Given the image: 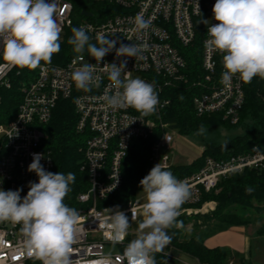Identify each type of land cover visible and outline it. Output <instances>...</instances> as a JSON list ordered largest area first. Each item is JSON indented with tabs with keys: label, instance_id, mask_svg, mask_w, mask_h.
Segmentation results:
<instances>
[{
	"label": "built area",
	"instance_id": "built-area-1",
	"mask_svg": "<svg viewBox=\"0 0 264 264\" xmlns=\"http://www.w3.org/2000/svg\"><path fill=\"white\" fill-rule=\"evenodd\" d=\"M111 1L122 10L98 21L91 20L93 15H84L86 19H80L77 27H84L93 41L99 34L117 41L115 48L99 63L86 52L73 54L63 64L51 59L50 63L41 61L35 69H26L27 79L21 85V102L15 114L7 122L0 123V188H20L23 197L29 190V182H38L36 174L28 171L34 153L43 154L41 164L46 171L53 172L52 159L44 147L47 138L44 127L51 120L60 100L73 101L78 115L76 129L84 136L80 169L88 177L87 189L77 195L79 207L76 209L80 212V223L72 245L73 264H105L106 261L109 264H127L123 251L130 242V231L123 242L114 244L109 227L111 207L99 204L121 187L122 163L132 139L149 138L157 127L163 129V133L153 142L150 160L154 166L160 163L162 168L171 170L170 145L174 129L161 117V110L171 104L165 89L187 80V60L182 51L194 43L199 32L203 33V77L194 83L204 89L193 97L196 114L221 113L224 119L237 124L245 102L243 82L233 77L231 83L225 86L221 82L224 71L222 54L205 47L209 38L207 29L217 23L212 12L215 0ZM72 12L70 0H58L57 22L62 29L60 40L65 29L73 24ZM138 14L150 21L147 30H133L134 18ZM204 19L209 21L208 25L202 22ZM121 43L142 45V51L137 57H117L116 48ZM125 60L124 71L130 72L132 78L139 77L155 85L160 103L154 115L141 118L140 113L132 108L113 109L103 100L110 83L103 66L110 63L119 65ZM84 64H95V74L102 77L99 88L90 92L77 89L71 78L73 71ZM21 71V68L7 65L1 56L0 102L2 89L11 88L12 77L15 72L19 75ZM123 76L122 73L121 78ZM246 167H264V151L255 146L253 153H239L219 160L206 157L199 171L178 179L189 187L186 203L189 207L198 204L203 189L209 192L217 188L222 177ZM143 204L134 198L120 211L132 221V212L137 218L138 213L143 211ZM205 206L202 205L199 210H207ZM189 207L184 209L187 213L192 211ZM20 227L8 221L0 222V264H26L37 259L27 254Z\"/></svg>",
	"mask_w": 264,
	"mask_h": 264
},
{
	"label": "clouds",
	"instance_id": "clouds-1",
	"mask_svg": "<svg viewBox=\"0 0 264 264\" xmlns=\"http://www.w3.org/2000/svg\"><path fill=\"white\" fill-rule=\"evenodd\" d=\"M57 8L58 0H0L3 45L0 56L7 65L35 69L41 61L50 63L53 55L59 53L62 29L57 22ZM212 12L217 23L208 27L205 47L222 54L221 82L227 86L233 77L244 83H251L257 76L264 79V0H215ZM202 22L209 24L206 19ZM134 26V31L147 30L150 21L138 14ZM67 43L76 53L87 50L99 63L115 48L117 41L99 34L93 42L84 27H74ZM142 47L121 43L116 48V56L137 57ZM126 64L125 60L119 65L103 66L110 81L103 100L113 109L132 108L141 118L154 115L160 103L155 85L139 77L132 78L130 72L124 71ZM95 73V64H84L73 71L71 78L77 89L90 92L102 82V77ZM205 132L206 128L201 125L197 134ZM42 158L43 154L34 153L28 165V171L36 174L38 182H29L25 196L21 197L20 188H0V222L21 226L27 254L41 264H73L72 245L79 230L80 212L64 200L76 177L72 172L46 171ZM139 183L145 193L143 220L137 238L124 248L123 257L127 264H157L154 254L162 252L172 239L167 230L182 226L177 218L189 197V187L160 163ZM252 191L250 187L246 189V192ZM109 210L112 241L114 244L123 242L130 227L129 217L119 206ZM131 219H136L135 212Z\"/></svg>",
	"mask_w": 264,
	"mask_h": 264
},
{
	"label": "trees",
	"instance_id": "trees-1",
	"mask_svg": "<svg viewBox=\"0 0 264 264\" xmlns=\"http://www.w3.org/2000/svg\"><path fill=\"white\" fill-rule=\"evenodd\" d=\"M73 6V24L65 29L63 39L60 40L61 49L54 54L52 60L65 63L73 54V46L68 44L72 36V28L78 26L79 16L83 11L91 12V20H104L120 12L122 9L111 0H70ZM203 33L199 32L194 43L182 51L187 60V80L167 87L165 93L171 99V104L161 110L163 121L170 123V128L177 129L179 133H198L200 126L214 129L219 126H241L247 120L259 124V130H250L244 135L227 138L223 142L209 140L200 158L189 164H173L171 172L177 179L193 175L199 171L205 158L211 156L215 159H225L239 153H253L255 146L264 151V79L254 77L251 83H244V107L237 124L226 123L221 113L199 116L193 106V97L204 88L194 82L203 77L201 70V39ZM95 42V41H93ZM85 50L83 53H86ZM1 59V56H0ZM23 68L18 75L15 72L11 88L2 89L0 102V123L7 122L16 112L22 98L21 85L27 79ZM31 70V69H30ZM28 71V70H26ZM17 74V75H16ZM78 115L71 99H62L57 104L51 120L44 129L47 138L44 147L52 159L53 173L62 172L75 174V183L70 185L71 191L65 197L64 203L69 207H79L77 195L88 187L87 173L80 169L83 158L84 136L76 129ZM253 128V127H252ZM163 129L155 128L149 138H134L122 163L123 183L121 187L99 205H108L111 208L124 206L129 200L136 198L142 191L140 180L146 176L154 166L150 160L153 142L162 135ZM252 192H246L247 188ZM207 200H215L214 215L219 221L208 226V232L216 233L232 224H246L251 222L249 214L258 204L264 202V167H246L240 172H234L222 177L217 190L209 192L202 190L201 204ZM188 205L186 202L182 205ZM181 207V208H182ZM182 217H178L180 221ZM196 225V224H195ZM195 230H199L198 227ZM171 236L169 246H175L197 257L206 264H229L230 254L221 247L209 248L205 245L203 236H185L182 227L173 226L167 230ZM258 234L264 235V226L258 229ZM157 264H164L166 255L163 252L155 253ZM26 264H40L38 259L29 260ZM239 264H251L249 259L242 258Z\"/></svg>",
	"mask_w": 264,
	"mask_h": 264
},
{
	"label": "rangeland",
	"instance_id": "rangeland-1",
	"mask_svg": "<svg viewBox=\"0 0 264 264\" xmlns=\"http://www.w3.org/2000/svg\"><path fill=\"white\" fill-rule=\"evenodd\" d=\"M78 18L86 19L85 16H79ZM224 121L226 123H230L229 120L224 119ZM230 124L233 125L232 123ZM259 127V124H257L256 122L247 120L241 126L227 127L223 125L214 129H206L205 133L199 135L197 133L182 134L179 133L177 129L172 128L174 129L173 141L170 145L172 163L177 165L189 164L202 156L203 150L209 140L212 139L218 142H223L227 138L247 134L252 129L259 130ZM215 190H217V188H215ZM136 199L141 203H145V193L143 192V190L137 194ZM205 202H203V204ZM125 207L126 205L120 206L119 210L124 209ZM186 207H189V205H185L180 209L181 214L179 217H182L180 219V221H182L181 227H195V224H197L199 218H202L203 214H206L209 220L214 219V222L219 221V217H217V215H214L215 207H213V209H207L206 211H199V209L202 207V204H198L195 207H189L192 210L191 213H187V211L184 210V208ZM110 209L115 210L116 208ZM252 213L253 211H251L249 215H251ZM141 222L142 220H140V222L138 223H131L129 230L138 235L140 232L139 224ZM248 257V259L251 261V264H264V237H252V239L250 240V246L248 248Z\"/></svg>",
	"mask_w": 264,
	"mask_h": 264
},
{
	"label": "crops",
	"instance_id": "crops-1",
	"mask_svg": "<svg viewBox=\"0 0 264 264\" xmlns=\"http://www.w3.org/2000/svg\"><path fill=\"white\" fill-rule=\"evenodd\" d=\"M201 204H205V208L207 209H213V207H216V201H206L204 204ZM196 205H193V207ZM142 213L143 211H140L137 218L130 221V224L138 223L140 220H143ZM249 216H251V222L246 224H232L216 233H206L209 230L208 226L215 223V220H209L206 214H203L202 218H199L195 227L191 226L182 228L184 229L185 236H203L204 243L209 248L221 247L225 249L230 254L229 264H239L242 258H249L248 248L252 237H264V235L257 233L258 229L264 226V202L258 204V208H254L253 213ZM197 227L199 230H195ZM137 236V234L130 231L129 241L137 238ZM162 252L166 255L164 264H206L202 263L192 254L175 246L167 245Z\"/></svg>",
	"mask_w": 264,
	"mask_h": 264
},
{
	"label": "water",
	"instance_id": "water-1",
	"mask_svg": "<svg viewBox=\"0 0 264 264\" xmlns=\"http://www.w3.org/2000/svg\"><path fill=\"white\" fill-rule=\"evenodd\" d=\"M82 14L88 17L92 16V13L88 11H83ZM2 46V38H0V51H2Z\"/></svg>",
	"mask_w": 264,
	"mask_h": 264
}]
</instances>
